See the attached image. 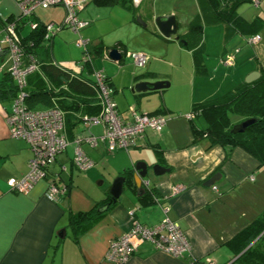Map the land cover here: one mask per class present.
Returning a JSON list of instances; mask_svg holds the SVG:
<instances>
[{
	"label": "crops",
	"instance_id": "obj_1",
	"mask_svg": "<svg viewBox=\"0 0 264 264\" xmlns=\"http://www.w3.org/2000/svg\"><path fill=\"white\" fill-rule=\"evenodd\" d=\"M256 5L258 12L253 16L242 11L238 14L246 21L257 17L264 28V0H258ZM37 10L27 22L60 23L63 19L59 16L45 20ZM136 12L146 18L144 28L135 24ZM166 14L176 17L177 35L185 39L189 23L199 14L198 0H117L112 4L92 0L79 12V18L87 24L78 34L66 28L64 38H59L61 28L43 43L51 61L56 60L53 63L74 75L90 77L93 70L102 71L114 90L112 98L123 118L128 117L129 106L169 117L160 133L146 130L128 150L110 153L103 142L94 148L81 142L80 148L93 161L85 171L79 172L72 165L74 139L88 133L100 136L103 127L86 126L80 120L83 114L99 111L97 98L91 100L71 92L70 96L51 97L48 104L38 102L33 108L42 110L56 102L62 104L63 133L69 145L27 191L12 190L8 180L27 173L32 151L25 140L9 135L5 117L14 97L9 99L0 93V264H114L106 258L108 245L129 229L132 220L151 227L165 217L179 224L190 251L174 257L143 241L128 264H206V258L224 264L236 259L237 246L231 241L264 211V164L240 147L228 151L220 145L209 146L205 137L194 141L193 127H204L205 122L202 117L187 120L184 115L197 104L234 90L251 72L261 75L264 39L258 33L260 40L249 45L239 33L226 37L223 26H205L200 53L194 58L187 44L159 33L154 19ZM17 16L0 14V19L6 23ZM3 24L0 38L4 35ZM104 26L113 30L111 37L115 38L107 40L108 36L101 32ZM30 31L27 24L19 26L22 38ZM216 33L224 41L230 40L227 44L231 48L222 46L220 37L214 38ZM78 35L91 42L90 62H83L82 50L73 42ZM112 48L121 53L119 61L108 57ZM133 52L146 54L144 67L132 63L129 54ZM227 53L234 54L233 64L228 66L222 61ZM5 56V52L0 53V65L6 61ZM5 72L8 71L3 68L0 73V88ZM32 75L26 77V92L44 85L56 92L45 73L40 75L41 81ZM158 80L168 82V86L155 91L129 90L138 82ZM12 82L16 86L13 78ZM60 87L66 88V83ZM144 164L147 174L140 180L136 167ZM153 165L162 167L161 173L155 174ZM120 175L126 177L120 201L99 212L110 201L109 189ZM212 177L213 181L208 182ZM50 180L65 185L67 193L50 200ZM135 182L141 184L140 191ZM91 210L88 217L72 224L78 214Z\"/></svg>",
	"mask_w": 264,
	"mask_h": 264
},
{
	"label": "built area",
	"instance_id": "obj_2",
	"mask_svg": "<svg viewBox=\"0 0 264 264\" xmlns=\"http://www.w3.org/2000/svg\"><path fill=\"white\" fill-rule=\"evenodd\" d=\"M18 7V16L6 23L4 35L0 38V53L5 52L11 64L7 68L8 73L16 82V94L13 98L11 111L6 115L5 121L9 135L13 138L25 140L32 156L28 161V171L21 178H10L7 182L12 190L17 192L27 191L45 175V170L56 159V156L65 151L69 145L64 129L63 112L55 105L38 110L28 108L25 103L27 92L26 77L38 70L37 61L26 54L20 46L19 26L27 24L35 29L38 23L27 22L34 12L41 8L62 6L64 16L60 23L48 22L43 24L45 41H48L55 32L61 28H68L78 34L80 28L87 23L79 18V12L92 0H13ZM256 5L258 0H252ZM27 22V23H26ZM260 40V35L246 38V43L255 44ZM74 44L82 50L83 62H90L89 46L91 42L78 35ZM236 49L234 52H237ZM132 63L137 67H144L148 57L141 52L129 54ZM233 53H227L222 60L225 65L233 64ZM66 68L65 65H63ZM3 66L0 65V73ZM96 91L99 111L96 115H83L80 119L86 126L102 125L103 132L100 136L91 133L74 139L75 151L72 158L73 167L81 172L93 165V161L80 148V143L97 147L100 142L105 143L107 152L119 149L128 150L135 145V140L142 137L146 130L160 133L166 126L169 117L162 113L139 112L134 106L128 107V117L123 118L113 101V89L109 85L106 76L100 70H93L90 74ZM199 113L191 111L184 117L187 120L194 119ZM148 182L146 181L145 184ZM176 191V189H174ZM67 193L65 185L59 186L53 180L48 182V198L56 200ZM149 241L158 250L166 252L174 257H180L190 251V245L184 231L176 221L165 217L154 226L147 227L137 220H132L129 229L119 237L112 239L108 245L106 258L114 264H128L136 246ZM206 264H217L210 258L205 259ZM224 264H238L235 259Z\"/></svg>",
	"mask_w": 264,
	"mask_h": 264
},
{
	"label": "trees",
	"instance_id": "obj_3",
	"mask_svg": "<svg viewBox=\"0 0 264 264\" xmlns=\"http://www.w3.org/2000/svg\"><path fill=\"white\" fill-rule=\"evenodd\" d=\"M98 1L101 4H112L117 0ZM250 2L253 3L252 0H198L199 14L189 23L184 39L187 41V47L192 50L194 58H197L200 53L205 26L221 28L223 26L226 37L239 33L246 40L253 35H259V29L262 28L260 19L256 17L246 21L237 11L241 4ZM13 18H8L6 23L11 22ZM3 23L0 19V26ZM6 23L3 25L5 26ZM43 34V24H40L35 29H31L24 38L20 35V46L24 54L37 61L40 75L45 73L51 83L55 82L59 85L66 83V88L56 86L57 90L54 92L53 89L49 90L44 85L32 91L29 90L25 100L28 108H34L38 102L48 104L51 97L70 96L71 92L80 93L93 100L96 97V91L92 78L74 75L53 63L49 57L48 48L43 45L45 42ZM40 52L41 57L38 58ZM32 74L34 80L41 81L38 71ZM0 93L2 96L7 95L9 99L16 94V86L8 72H5L1 81ZM86 103H88L87 100ZM55 106L64 115L62 104L56 102ZM192 111L199 113L195 118L202 117L205 122L204 127H193L194 141L205 137L209 146L220 145L226 147L228 151L234 147H240L255 157L260 164H264V72L250 83L242 82L232 91L197 104ZM232 116L238 121L249 117L255 118L256 121L243 132L231 133L230 128L234 124ZM91 213L93 210L78 214L72 220V224H77ZM256 237H258L256 241L244 250ZM231 242L237 246L235 261L238 264H264V211L248 229L242 231Z\"/></svg>",
	"mask_w": 264,
	"mask_h": 264
},
{
	"label": "water",
	"instance_id": "obj_4",
	"mask_svg": "<svg viewBox=\"0 0 264 264\" xmlns=\"http://www.w3.org/2000/svg\"><path fill=\"white\" fill-rule=\"evenodd\" d=\"M155 25L159 31V33L166 37L170 38L173 37L176 40H179L182 44L186 45L187 41L184 39H179V36L177 35V30H178V22L176 17L173 14H166L162 16H157L154 19ZM144 25V23H142ZM108 57L114 61H119L121 59V53L116 49L112 48L108 51ZM260 76V72L258 71H253L251 72L245 79L244 81L246 83H250L254 80H256ZM168 86V82L163 81V80H158L154 82H146V81H141L136 84H134L132 87L129 88L131 92H140V91H155L159 90L163 87ZM256 121L255 118L249 117L242 119L234 124H232V127L230 128L231 133H239L243 132L248 126H250L252 123ZM152 169L155 174L161 173L160 170H162V167L159 165H153ZM137 171V176L141 180L143 179L146 174H147V166L144 164L141 167H136ZM135 181V180H134ZM213 181V177L208 180V182ZM126 177L125 175H120L116 177L109 189V194H110V201L104 204L103 207L99 208V212L105 211L110 203H114L117 201H120L121 199V194L125 191L126 189ZM137 191L141 190V184H138L135 182Z\"/></svg>",
	"mask_w": 264,
	"mask_h": 264
},
{
	"label": "rangeland",
	"instance_id": "obj_5",
	"mask_svg": "<svg viewBox=\"0 0 264 264\" xmlns=\"http://www.w3.org/2000/svg\"><path fill=\"white\" fill-rule=\"evenodd\" d=\"M39 13L42 14L43 18L45 20H48L50 17H59L61 16L60 18H62L64 16V8L62 6H52V7H49V8H46V9H41L39 8L37 10ZM244 12V14L246 15H249V16H253V14H255L256 12H258L257 10V5H255L254 3H244V4H241L239 7H238V12ZM239 12V13H240ZM10 13H13L14 15H17L18 14V7L16 5V3L13 1V0H0V14L5 17L7 16L8 14ZM134 13V11L132 12ZM146 18L144 16H140L137 12L134 16V22L135 24L138 26V27H141V28H144V25L146 24L145 22ZM144 23V25L142 24ZM149 25L151 26V24L149 23ZM148 28V27H147ZM63 31H67L66 28H63L61 29L58 33H57V37L60 38L63 37L62 34H63ZM101 32L105 35V36H108L107 40H110L112 38H115V37H111L112 36V32L113 30L109 27V26H104L103 29H101ZM71 33L73 34V32L71 31ZM259 33L262 35V39H264V28H261L259 29ZM217 35L219 36L218 33L214 34V38L217 37ZM220 37V36H219ZM64 38V37H63ZM208 41L212 42L213 40L210 39L209 37L207 38ZM218 40V38H217ZM220 42H222V46L224 45L227 49L231 48L229 45L230 44H227L229 43L228 40H223L222 37H220ZM74 42V41H73ZM219 42V43H220ZM264 42V41H262ZM248 44V43H247ZM251 45V44H249ZM232 50V49H231ZM7 55V54H6ZM7 57V59H4L6 60L5 62L3 61L1 64L3 66L4 69H7L9 67V65L11 64L10 62V59H9V56H5V58ZM55 59V58H54ZM53 62L56 63V60H54ZM52 84L53 86H60L59 84H56L55 82L54 83H50ZM232 120L234 121V123H236L238 120L236 117H231ZM196 122H199L198 119H195Z\"/></svg>",
	"mask_w": 264,
	"mask_h": 264
}]
</instances>
